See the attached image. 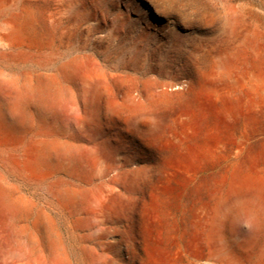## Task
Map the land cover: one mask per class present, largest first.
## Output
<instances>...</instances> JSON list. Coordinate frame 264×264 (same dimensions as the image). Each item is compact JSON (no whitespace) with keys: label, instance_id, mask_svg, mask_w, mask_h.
Listing matches in <instances>:
<instances>
[{"label":"rangeland","instance_id":"obj_1","mask_svg":"<svg viewBox=\"0 0 264 264\" xmlns=\"http://www.w3.org/2000/svg\"><path fill=\"white\" fill-rule=\"evenodd\" d=\"M70 3L63 17L76 32L57 60L89 55L105 74L101 97L81 100L80 133L103 145L101 166L119 173L113 199L126 214L99 217L88 234L119 237L133 212L145 264H166L187 239L190 214L225 196L237 176L264 178V0ZM130 115L143 130L152 119L150 140L127 126ZM26 191L50 208L72 264H82L73 217L52 209L45 185ZM122 235L113 251L125 258Z\"/></svg>","mask_w":264,"mask_h":264},{"label":"bare ground","instance_id":"obj_2","mask_svg":"<svg viewBox=\"0 0 264 264\" xmlns=\"http://www.w3.org/2000/svg\"><path fill=\"white\" fill-rule=\"evenodd\" d=\"M70 7V0H0V264H72L50 208L28 185H45L52 209L73 217L82 264H145L133 212L119 237L88 234L99 217L126 214L116 202L119 173L101 166L103 145L80 133L82 101L101 97L105 74L89 55L57 60L76 32L63 17ZM125 123L146 140L155 134L151 118L144 130L134 115ZM190 219L186 241L166 264H264V178H233L225 196ZM122 233L129 235L125 258L113 251Z\"/></svg>","mask_w":264,"mask_h":264}]
</instances>
